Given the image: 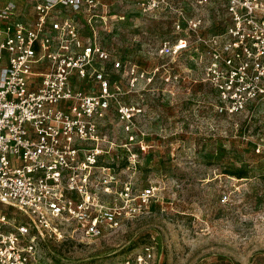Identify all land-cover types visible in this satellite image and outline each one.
I'll return each mask as SVG.
<instances>
[{"label": "built area", "instance_id": "1", "mask_svg": "<svg viewBox=\"0 0 264 264\" xmlns=\"http://www.w3.org/2000/svg\"><path fill=\"white\" fill-rule=\"evenodd\" d=\"M214 1L224 2L229 20L210 31L212 21L203 13L188 15L183 3L138 0L145 12L166 13L173 22L174 36L163 38L158 54L175 59L191 52L217 93L216 112L248 116L264 108V0L192 4L202 9ZM98 4L0 0V264H43L39 236L75 229L100 234L155 197L153 186L135 194L133 182L120 179L116 160L117 148L127 147L131 167L133 144L148 147L142 109L122 97L139 92L142 81L151 84L159 68L141 72L97 42L90 12ZM84 14L86 24L78 17ZM88 85L92 91L84 89ZM113 109L129 137L124 144L106 132ZM255 147L264 153V137ZM153 259V247L145 246L122 264Z\"/></svg>", "mask_w": 264, "mask_h": 264}, {"label": "rangeland", "instance_id": "2", "mask_svg": "<svg viewBox=\"0 0 264 264\" xmlns=\"http://www.w3.org/2000/svg\"><path fill=\"white\" fill-rule=\"evenodd\" d=\"M98 1L90 12L96 15L97 42L139 64L141 72L159 68L151 84L142 81L139 92L122 97L142 109L138 119L148 131V147L133 144L131 167L127 147L117 148L116 160L120 179L133 182L135 194L153 186L155 197L100 234L75 229L39 236L41 261L122 264L151 246L152 264H264V153L255 147L264 137V108H252L251 120L247 112L219 115L217 93L203 81L202 61L189 51L175 59L158 54L163 38L174 36L166 13L145 12L138 0ZM174 1L188 15L203 13L212 21L210 31L229 20L224 2L201 9L194 0ZM87 15L77 16L85 23ZM83 31L90 35L87 25ZM123 84L126 90V78ZM84 89L92 91L90 85ZM105 123L117 144L129 141L114 109Z\"/></svg>", "mask_w": 264, "mask_h": 264}]
</instances>
